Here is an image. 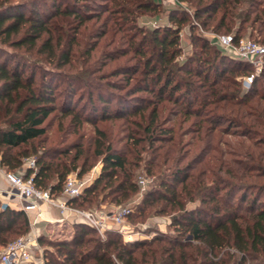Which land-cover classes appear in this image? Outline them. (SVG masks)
<instances>
[{
    "label": "trees",
    "instance_id": "16d2710c",
    "mask_svg": "<svg viewBox=\"0 0 264 264\" xmlns=\"http://www.w3.org/2000/svg\"><path fill=\"white\" fill-rule=\"evenodd\" d=\"M53 1L57 4V0ZM111 1L114 5L123 6L122 10L128 14L133 7L151 10L155 3V0ZM198 1L199 7L194 11L197 18L205 16L203 23H206L221 10L214 28L224 29V33L233 32L236 38L243 36L248 22L250 26L258 22L264 26V5L255 11L258 0ZM14 2L0 0V43L13 49H23L20 53L0 47V166L11 171L20 169L25 165V159L35 155L38 169L34 171L27 167L25 176L33 173L37 186L50 189L58 196L69 173L76 167L72 169L67 164L47 160L48 151L45 147L40 150L41 146L36 144L47 134L45 121L57 110V90L52 81L45 77L37 78L30 59L35 56L57 63L59 67L71 64L73 44L66 41L69 36L67 29L74 24L96 29L95 22H90L99 20L100 16L101 19L102 14L94 15L89 7H84L85 12L72 9L67 5L69 0L57 4L50 15L36 9L27 14ZM60 19L65 23L63 28L56 24ZM171 20L175 21L176 27L166 25L162 29H151L150 36L143 35L137 42L131 39L130 48L123 53L136 52L139 56V63L128 73L129 82L134 78L133 73H142L144 85H139L137 91H147L155 96V101H150L152 115L146 127L151 143L168 140L169 133L174 135L172 127L159 128L160 125L156 134L159 103L164 100L180 106L185 118L192 115L204 117L198 127L200 133L204 130L200 137L202 141L222 119L231 127L245 128L246 135L253 133L264 140V106L259 102L264 100V91H259L260 76L256 75L252 86L247 89L237 78L251 73V65L222 52L208 39L199 36L194 39L202 43L200 52L179 62L180 30L188 17L184 13L181 16L175 13ZM237 22L239 24L235 28ZM108 23V17L102 19L101 25L106 30L98 33L97 37L109 32ZM254 40L264 43V35ZM89 54H92L91 50ZM110 58L115 60L117 57ZM195 76L197 80H194ZM87 87L90 88L89 101L93 106L96 105L95 98L108 102L103 93L95 95L93 83ZM255 94L259 96L256 102L253 100ZM192 95L194 99L190 98ZM210 105L214 107L209 109ZM144 108L139 107L133 113ZM94 109L97 110L96 107ZM67 114L77 122L89 121L88 118L82 119L77 109H68ZM114 117L124 118V115H113L104 110L98 120ZM203 122L212 124L205 127ZM251 137L253 135L249 139ZM260 143L264 144L263 141L252 143L257 154L245 151L248 158L255 156L260 162L244 161L240 167L226 166V173L230 176L227 182L217 180L213 171V177L207 179L205 169L190 173V167H177L169 176L160 177L158 188L145 193L144 205L139 208L138 215H143L157 202H165L164 207H155V212H167L168 207L169 211L175 212L171 218L174 234L161 232L151 238L127 241L118 229H107L102 237L91 225L77 222L73 224L74 233L70 239L54 242V250H45V264H247L249 261L250 264H263L264 203L259 207L258 198L252 197L247 201V194L242 193L247 189L255 193L264 192V183L251 179L264 176V151ZM97 150L103 155V166L99 175L84 187L82 194L71 200L78 208L88 209L94 204L101 207L111 195L109 202L119 205L140 191L138 181L127 167V159L114 152L110 142L106 145L101 138ZM236 192H241V197L235 203L232 198ZM197 200L201 205L187 207L188 202ZM29 230L27 213L12 207L2 208L0 200V245L5 247L13 241V236L20 237Z\"/></svg>",
    "mask_w": 264,
    "mask_h": 264
},
{
    "label": "rangeland",
    "instance_id": "374dc122",
    "mask_svg": "<svg viewBox=\"0 0 264 264\" xmlns=\"http://www.w3.org/2000/svg\"><path fill=\"white\" fill-rule=\"evenodd\" d=\"M12 1L19 4L18 9L27 14L36 9L50 15L55 6L64 0H57V4H54L53 0ZM257 3L255 4V11L261 9L264 0H258ZM67 5L71 6L72 9L84 12L86 11L84 7H89L94 15L101 13L102 18L100 19V16V21L93 20L90 22H95L96 29L94 27L86 29V25L79 27L78 24L67 29L66 32L69 33V36L66 41H72L73 44L71 64L59 67L57 63L40 60L35 56L30 59L33 68L37 71V78L40 80L45 77L47 81H52L57 90V110L45 121L47 134L41 140L36 141V144L42 147L40 150L45 147L48 151L49 158L47 160L67 164L72 169L75 166L76 169L71 170L69 175L76 174L80 179H86L88 183H91L99 175L103 166V155L98 154L97 150L99 140L103 138L106 145L110 142L114 152L127 159V167L132 170L134 179L140 185L138 193L125 199L121 204L115 205L116 207L132 208V214L130 213L131 215L129 214L130 216L126 218V231H121L124 239L128 241L137 238H151L161 232L172 235L175 233V228L171 225V218L175 212L169 211L170 207H168L167 212H155V207H164L165 202H157L155 206H149L143 215H138L139 208L144 205L145 193L158 188L160 177L169 176L177 167H190V173L205 169L207 179L213 177L211 174L213 171L217 180H226L227 182L230 176L226 173V166L240 167L244 161L258 163L257 157L254 156L253 159H250L246 156L245 151L249 154L250 152L253 155L254 153L257 154L252 143L264 142V140L253 133L246 135L245 128L231 127L224 119H219L218 127L202 141L200 137L204 130L200 133L198 127L199 122L204 117L192 115L190 118H185L186 115L180 112V106L171 100H164L159 103L158 124L157 126L155 124L157 127L156 134L160 130L158 129V125H160L159 128L172 127L174 135L169 133L166 138L168 140L156 141L152 144L149 138L150 133L147 132L146 127L150 124L152 115L153 105H150V101H155V96L147 91H137L136 88L139 85H144L142 73L132 72L134 78L129 82L130 76L128 75L130 74L128 73H131L139 63V56L136 52H127L125 55L123 53L130 48L129 41L131 39H135L137 42L143 35L150 36L151 29H162L166 25L176 27L175 21L171 20V15L176 13L181 16L184 13L188 20L180 30L179 46L181 53L177 57L179 62H184L200 52L202 43L197 39L195 41V36L204 37L222 52L231 54L229 49L221 46L218 42L217 35L224 34V29L216 30L214 28L221 15V10H218L213 18L203 23L205 16L197 18L194 15L195 9L199 7L198 0H155L151 10L133 7L130 14L128 11L124 13L122 10L124 7L114 5L111 0H79V2L69 0ZM105 17L109 19L107 25L109 32L97 37L98 33L106 30L105 26L101 25L102 19ZM56 24L63 28L65 23L60 19ZM238 24L239 22L235 28ZM258 30L261 31L258 32ZM262 30H264V26L260 22L252 26L248 22L245 24L242 37L262 38L264 35ZM229 33L233 34V32ZM0 47L5 51L23 53V49L2 46V43H0ZM90 50L92 54H89ZM114 56L117 58L112 60L110 57ZM253 71L255 68L254 65H251V72ZM263 73L264 63L258 74L260 76L258 83L260 92L264 91ZM246 75L238 76L237 79L243 82ZM197 79L195 76L194 80ZM89 83H93L97 89L93 90L95 95L103 93L108 102H100L95 98L96 105L93 106V103L89 101L90 88L87 87ZM252 84L246 87L243 83V86L250 89ZM190 98L194 99V95ZM258 98L259 96L255 94L253 100L256 102ZM259 102L264 106V100ZM95 107L97 110L94 109ZM139 107L145 108L143 111L133 113ZM208 107L210 109L214 106ZM68 109H77L78 113L82 115V119L88 118L89 121L82 120L81 122L80 120L79 122L78 120L77 122L76 118L67 114ZM104 110L112 112L113 115L123 114L124 118L114 117L98 120L99 115ZM129 112L131 114L128 116ZM227 113L226 115H228ZM211 124L203 122L205 127L211 126ZM228 131L230 132L227 133ZM252 135L253 138L249 139V136ZM260 144L262 151H264V144ZM259 150L261 151V149ZM76 156L78 157L76 158ZM32 161H34L33 165L31 164ZM263 163L264 160H262ZM27 167L37 171L35 155L25 159V165L20 169L12 171L25 174ZM4 170L11 171L0 166L1 174ZM81 171L84 172L81 174ZM142 178L145 179L144 184L140 183ZM251 179L257 183H264V176H253ZM230 180L232 181L234 178ZM242 193L247 194V201L256 197L259 199L258 206L263 205L264 192L255 193L253 190L247 189ZM0 194L4 197L1 191ZM7 197L10 199L11 196L7 195ZM112 197L113 195L108 197L106 205H114L109 202ZM240 197L241 192H236L232 199L236 203ZM247 201L245 205H247ZM198 205H201L199 200L188 202L187 207L195 208ZM101 207L94 204L88 209ZM43 223L40 224L43 230L37 246L33 249V262L31 264H45V250H54V242L70 239L74 233V223L67 220L43 221ZM17 237L19 235L13 236V240ZM41 237H43V241H40ZM3 248L0 245V252ZM250 263V261L247 262V264ZM261 263L264 264V260Z\"/></svg>",
    "mask_w": 264,
    "mask_h": 264
},
{
    "label": "built area",
    "instance_id": "2783aa9c",
    "mask_svg": "<svg viewBox=\"0 0 264 264\" xmlns=\"http://www.w3.org/2000/svg\"><path fill=\"white\" fill-rule=\"evenodd\" d=\"M221 46L226 47L231 55L250 65H254L255 71L244 76L243 83L249 87L259 74L264 63V43L248 37L236 38L234 34L224 33L217 35ZM34 164V161L31 162ZM8 181L10 190L8 195L13 196V204L9 201H1V207H12L27 213L30 222V230L6 245L0 252L1 264H31L33 262V249L38 244L42 231L38 223L42 220L63 221L72 223L85 222L94 227L103 237L107 229L117 228L125 232L126 218L132 212L130 207H116L114 210L102 208L82 209L73 205L72 199L82 194L88 180L80 179L76 174H70L65 180L60 195H54L50 189H44L36 185L34 174L25 176L24 173L3 171ZM140 183L144 184L145 179ZM47 209L57 210L59 217L51 218L46 213Z\"/></svg>",
    "mask_w": 264,
    "mask_h": 264
},
{
    "label": "crops",
    "instance_id": "0c3cea01",
    "mask_svg": "<svg viewBox=\"0 0 264 264\" xmlns=\"http://www.w3.org/2000/svg\"><path fill=\"white\" fill-rule=\"evenodd\" d=\"M0 177H1V181H0V191L3 193V195H4V197H5V199H4V197L0 194V200L1 201H9V202H11L12 204H13V201H15V199H13L14 197L13 196H11L10 197V199H8V197H7V191H9L10 190V186H9V183H8V181L5 179V176H4V174H1L0 173ZM115 205H106V204H103L102 205V209H104V210H109V211H112V210H114L115 209ZM48 207H46V213H47V215L49 216V217H51V218H57V217H59V212L57 211V210H53V209H47ZM70 221H71V219H69ZM68 220V221H69ZM43 221H47V220H42L40 223H38V228H39V230H43V228H41L40 227V224H44L43 223ZM69 221V222H70Z\"/></svg>",
    "mask_w": 264,
    "mask_h": 264
}]
</instances>
